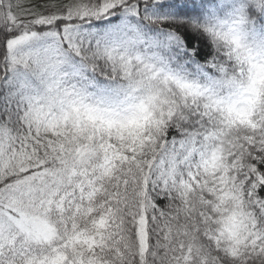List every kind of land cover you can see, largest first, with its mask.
Instances as JSON below:
<instances>
[{
	"label": "snow or ice",
	"instance_id": "6c2138e0",
	"mask_svg": "<svg viewBox=\"0 0 264 264\" xmlns=\"http://www.w3.org/2000/svg\"><path fill=\"white\" fill-rule=\"evenodd\" d=\"M0 264H264V0H0Z\"/></svg>",
	"mask_w": 264,
	"mask_h": 264
}]
</instances>
